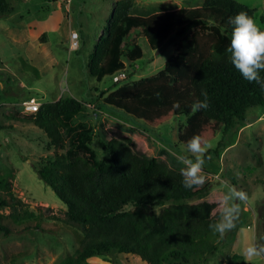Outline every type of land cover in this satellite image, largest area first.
Segmentation results:
<instances>
[{"label": "trees", "instance_id": "obj_1", "mask_svg": "<svg viewBox=\"0 0 264 264\" xmlns=\"http://www.w3.org/2000/svg\"><path fill=\"white\" fill-rule=\"evenodd\" d=\"M15 11L12 0H0V18ZM242 11L255 20V10L236 0H204L202 6L162 12L142 10L136 0L116 2L108 29L90 56L92 76L99 81L114 77L126 68V61L135 66L144 56L142 38L153 50L170 43L176 51L157 74L114 82L115 90L104 104L152 127L184 116L179 141L185 146L193 136L208 143L221 132L248 124V110L264 106V90L248 83L230 63L227 48L233 26L229 18ZM202 90L210 106L193 114L191 105L204 99ZM1 100L0 89V105ZM176 102L179 108L173 107ZM85 109L77 98L63 96L19 117L48 136L46 149L54 152L35 170L65 202L66 221L80 230V247L58 264H90L96 256L116 254H133L147 264H207L219 250L218 234L209 229L218 219L217 203L193 201L207 198L210 185L186 189L179 170L147 156L129 135L109 141L100 138L104 156L93 159L94 131L86 125L70 138L72 146L65 152V133ZM0 204L13 207L10 217L22 220L18 207L25 205L16 197L13 182L1 174ZM23 211V217L32 214ZM1 230L9 232L3 225ZM243 260L235 253L220 264ZM11 264L23 263L14 259Z\"/></svg>", "mask_w": 264, "mask_h": 264}, {"label": "rangeland", "instance_id": "obj_2", "mask_svg": "<svg viewBox=\"0 0 264 264\" xmlns=\"http://www.w3.org/2000/svg\"><path fill=\"white\" fill-rule=\"evenodd\" d=\"M118 1L12 0L15 13L0 18V174L13 182L16 197L25 205L18 207L22 219L19 221L10 217L13 207L0 204V225L9 229V232L0 231V264H11L14 259L23 264H58L65 257L74 255L80 247V230L66 221L65 202L35 170L34 166L54 150L47 151L49 138L41 128L19 118L27 115L25 101L34 98L43 104L73 96L84 103L85 112L76 117L71 131L65 133V152L72 146L70 138L86 125L94 131L93 159L104 156L100 138L109 141L129 135L147 156L179 171L184 167L179 161L180 156L189 155L186 146L179 141V126L186 122L184 116L158 127L149 126L123 110L104 104V99L115 90L113 76L99 81L89 73L90 56L98 39L108 29V18ZM136 1L140 9L156 12L198 7L204 2ZM236 1L255 10V21L264 30V0ZM48 18L55 28L49 33L48 52L43 54V60L37 61L30 56L26 46L42 36V26L36 23ZM24 21L28 23L27 28L28 25L31 27L30 36L26 41H16L11 29L18 28ZM73 31L80 36L77 50H71ZM15 33H19L16 38H24L20 31L15 30ZM140 44L144 56L133 67L126 61L129 78L122 83L157 74L176 51L170 43L153 50L145 38ZM40 50L46 51V46L36 48L34 53ZM247 117L250 119L248 124L226 134L221 132L207 143L211 148L204 157L203 173L204 185L209 184L211 192L207 198L193 202L218 203L232 186L248 196L241 204L236 228L223 237L218 234L219 250L207 264H220L230 255L240 253L246 244H264V106L250 108ZM220 143L224 147H219ZM4 197L8 198L6 194ZM25 209L32 214L23 217ZM90 264L147 263L133 254H116L96 256ZM240 264L246 262L243 260ZM252 264H264V258H257Z\"/></svg>", "mask_w": 264, "mask_h": 264}, {"label": "clouds", "instance_id": "obj_3", "mask_svg": "<svg viewBox=\"0 0 264 264\" xmlns=\"http://www.w3.org/2000/svg\"><path fill=\"white\" fill-rule=\"evenodd\" d=\"M233 26L230 45L227 52L230 54V63L237 72L250 84L258 85L264 90V30L257 25L256 21L247 12H240L229 18ZM203 100H197L191 105V111L195 114L201 110H207L210 106L208 94L202 90ZM179 102L173 107L179 108ZM211 148L210 144L202 141L199 135L193 136L186 144L189 155L179 157L184 165L180 170L182 184L186 189H195L204 185L205 175L203 166L205 154ZM248 200L247 193L237 190L234 186L218 201L214 212H218L216 222L209 224V229L223 237L236 228L239 219L241 204ZM244 232V229H240ZM240 255L246 264H252L257 258H264V244L249 243L241 247Z\"/></svg>", "mask_w": 264, "mask_h": 264}, {"label": "crops", "instance_id": "obj_4", "mask_svg": "<svg viewBox=\"0 0 264 264\" xmlns=\"http://www.w3.org/2000/svg\"><path fill=\"white\" fill-rule=\"evenodd\" d=\"M50 22H51L50 18H48L46 20L42 19V22H39V23L37 22L36 25H39V27L42 26V31H43V33L41 34L42 36L38 37L36 41L30 42L28 44V46H26V49L28 50L30 56L32 58L36 59L37 61L40 60L41 58L43 60V56H44L43 54L47 53L48 50H49V46H50V45H48V44H50V42H49L50 41L49 40V33L51 32V29L55 28V24H50ZM27 24L28 23L24 21L23 24L20 23L18 25V28H12L11 29V32H13V39L14 40H16V41L19 40L21 42L27 40V38L30 36L29 35V30H31V27L29 25H28V28H27ZM15 30H16V32L20 31L22 33V35L24 37L22 40L16 38V34H19V33H15ZM41 41H44V43H41ZM44 46H46V51L45 50L44 51L40 50V51H43V52L38 51V52L34 53L36 48H40V47H44ZM39 54H41L42 57ZM45 57H46V55H45Z\"/></svg>", "mask_w": 264, "mask_h": 264}, {"label": "built area", "instance_id": "obj_5", "mask_svg": "<svg viewBox=\"0 0 264 264\" xmlns=\"http://www.w3.org/2000/svg\"><path fill=\"white\" fill-rule=\"evenodd\" d=\"M80 36L78 32L73 31L71 35V50H77L80 47ZM129 78V73L127 69L118 71L113 80L116 83H122ZM42 103L38 102L36 99L32 98L29 101L24 102L25 111L27 113H36L40 110Z\"/></svg>", "mask_w": 264, "mask_h": 264}]
</instances>
